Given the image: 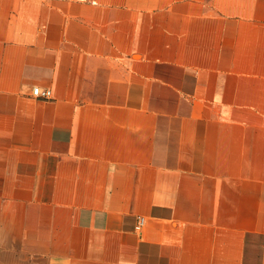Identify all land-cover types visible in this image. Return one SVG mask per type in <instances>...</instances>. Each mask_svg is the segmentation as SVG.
I'll return each mask as SVG.
<instances>
[{"label":"crops","instance_id":"crops-1","mask_svg":"<svg viewBox=\"0 0 264 264\" xmlns=\"http://www.w3.org/2000/svg\"><path fill=\"white\" fill-rule=\"evenodd\" d=\"M0 264H264V0H0Z\"/></svg>","mask_w":264,"mask_h":264},{"label":"built area","instance_id":"built-area-1","mask_svg":"<svg viewBox=\"0 0 264 264\" xmlns=\"http://www.w3.org/2000/svg\"><path fill=\"white\" fill-rule=\"evenodd\" d=\"M32 94L40 98H49L51 96V90L49 88H40L39 86H34L32 88ZM143 223L144 218L139 216L135 228L140 230Z\"/></svg>","mask_w":264,"mask_h":264}]
</instances>
